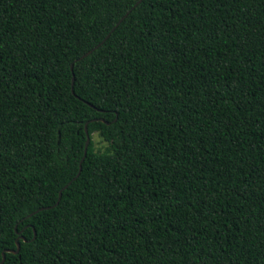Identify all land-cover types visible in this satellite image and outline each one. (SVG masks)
<instances>
[{
	"label": "trees",
	"instance_id": "obj_1",
	"mask_svg": "<svg viewBox=\"0 0 264 264\" xmlns=\"http://www.w3.org/2000/svg\"><path fill=\"white\" fill-rule=\"evenodd\" d=\"M137 1L0 0L1 264H264V0Z\"/></svg>",
	"mask_w": 264,
	"mask_h": 264
},
{
	"label": "water",
	"instance_id": "obj_2",
	"mask_svg": "<svg viewBox=\"0 0 264 264\" xmlns=\"http://www.w3.org/2000/svg\"><path fill=\"white\" fill-rule=\"evenodd\" d=\"M141 0H138L136 3H135V5H137L139 2H140ZM134 5V6H135ZM124 16H122L120 19H119V21L114 25V27L111 29V30H113L118 24H119V22L122 20V18H123ZM109 34H107L106 35V37L108 36ZM105 37V38H106ZM101 43H97L94 47H92L91 49H89L87 52H85L81 57H79V59L80 58H83V57H85V56H87L88 54H90L94 49H96L99 45H100ZM70 68H71V70L73 69V63H71V65H70ZM73 80H74V77L72 76V84H73ZM86 102V101H85ZM86 103H88V105H90V106H92V107H94L92 104H90L89 102H86ZM102 120V119H101ZM84 130H85V133H86V142H85V147H84V154H83V157H82V159H81V161H80V163H79V169H78V172H77V174H76V176L79 174V172H80V170H81V162H82V160L84 159V156H85V154H86V150H87V146H88V143H89V141H90V137H89V134H88V129H87V123H85V125H84ZM75 176V177H76ZM74 177V178H75ZM73 178V179H74ZM71 182V180L68 182V183H66L64 186H63V188L62 189H64V188H66L67 187V185L69 184ZM62 189L59 191V195H58V200H57V202L59 201V199H60V197H61V194H62ZM44 208H47V207H42V208H40V209H38V210H41V209H44ZM37 210V211H38ZM36 212V211H35ZM34 212V213H35ZM34 236H35V231H34ZM22 239H24L23 237H21ZM19 247H20V245H19V243L18 242H16V249H14V250H12V249H6L5 251H3L2 252V258H1V260H0V264L4 261V259H5V252L6 251H11V252H13V253H18V251H19Z\"/></svg>",
	"mask_w": 264,
	"mask_h": 264
},
{
	"label": "rangeland",
	"instance_id": "obj_3",
	"mask_svg": "<svg viewBox=\"0 0 264 264\" xmlns=\"http://www.w3.org/2000/svg\"><path fill=\"white\" fill-rule=\"evenodd\" d=\"M93 139L96 142L97 146L104 145V142L102 141V139L98 137L95 133L93 134Z\"/></svg>",
	"mask_w": 264,
	"mask_h": 264
}]
</instances>
